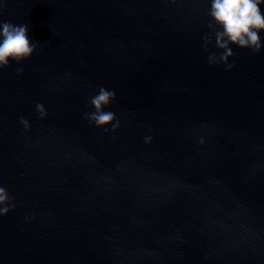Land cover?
I'll use <instances>...</instances> for the list:
<instances>
[{"label":"water","instance_id":"1","mask_svg":"<svg viewBox=\"0 0 264 264\" xmlns=\"http://www.w3.org/2000/svg\"><path fill=\"white\" fill-rule=\"evenodd\" d=\"M209 10L0 0L37 44L0 69V264H264V30L226 70Z\"/></svg>","mask_w":264,"mask_h":264},{"label":"clouds","instance_id":"2","mask_svg":"<svg viewBox=\"0 0 264 264\" xmlns=\"http://www.w3.org/2000/svg\"><path fill=\"white\" fill-rule=\"evenodd\" d=\"M264 0H210V10L208 12L211 18L208 27L212 29L215 37V46L223 49V52L217 55L211 53L208 56L210 64L224 63L226 70H230L233 65L228 63V58L234 53L230 44H236L241 48H249L253 52H258L261 47L259 32L264 30V14H262L260 5ZM0 69L9 64L10 60L21 61L29 58L35 48L28 36L27 25H13L9 22H0ZM205 45L212 43L211 36H204ZM17 73L23 71L22 68L16 69ZM115 99V93L100 87L98 94L91 98L90 103L95 111L85 113L89 121H94L97 126H103L111 123L115 114L110 111H103L102 108ZM37 111L41 116L45 114L43 105H36ZM25 127L28 122L21 118L20 121ZM119 122L113 124L115 129ZM147 139V138H146ZM203 141H201L202 143ZM12 198L8 195L4 187H0V215L14 208V204L8 203Z\"/></svg>","mask_w":264,"mask_h":264}]
</instances>
